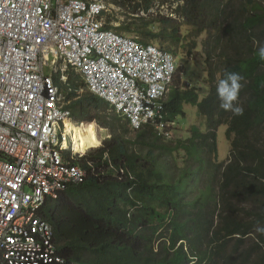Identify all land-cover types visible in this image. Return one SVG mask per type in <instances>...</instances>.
<instances>
[{
  "label": "trees",
  "instance_id": "trees-1",
  "mask_svg": "<svg viewBox=\"0 0 264 264\" xmlns=\"http://www.w3.org/2000/svg\"><path fill=\"white\" fill-rule=\"evenodd\" d=\"M179 1L186 23L198 32L217 34L205 52L206 94L199 99L195 87L181 83L176 68L165 100L166 118L184 115L183 104H191L205 119V131L192 125L188 136L172 143L144 125L129 137L128 122L94 94H76L74 90L83 87L76 82L68 95L71 118L87 122L80 124L85 130L95 121L110 135L87 154L90 165L84 156L71 160L86 170L85 178L70 184L45 208L53 242L67 260L264 264V234L256 231L264 227V58L259 54L264 46V6L254 0L238 9L223 6L221 0ZM110 2L126 10L125 20L112 26L107 18L106 28L134 32L143 43L160 36L136 23L137 8L146 13L153 0ZM132 3L134 9L127 7ZM209 10L210 19L205 20ZM162 26L164 37L170 28L168 39L178 40L168 17ZM159 48L171 51L169 44ZM226 72L243 77L235 102L243 115L219 107L217 84ZM222 124L229 143L225 162L217 158L215 129ZM162 159L170 163L162 164Z\"/></svg>",
  "mask_w": 264,
  "mask_h": 264
},
{
  "label": "built area",
  "instance_id": "built-area-1",
  "mask_svg": "<svg viewBox=\"0 0 264 264\" xmlns=\"http://www.w3.org/2000/svg\"><path fill=\"white\" fill-rule=\"evenodd\" d=\"M106 6L0 0V264H80L58 252L44 213L85 178L71 160L84 156L90 165V147L74 152L64 130L65 120L77 124L68 108L70 72L134 132L150 125L159 137L171 134L165 100L173 55L106 28Z\"/></svg>",
  "mask_w": 264,
  "mask_h": 264
},
{
  "label": "rangeland",
  "instance_id": "rangeland-1",
  "mask_svg": "<svg viewBox=\"0 0 264 264\" xmlns=\"http://www.w3.org/2000/svg\"><path fill=\"white\" fill-rule=\"evenodd\" d=\"M102 1L107 4L104 18L106 20L107 18H110L112 26H118L122 20H125V9H123L121 6L113 4L112 2H110V0ZM254 1L264 6V0ZM221 3L227 8L234 7L238 9L240 6H245L246 4H248V0H221ZM131 5L132 9H134V3L128 5L127 7L130 8ZM182 5L183 1L181 2L179 0H153L152 6L148 12L145 13L140 8H137L135 14L138 16V20L136 21V23L146 26V28L151 31V34H154L155 36L160 34V36L155 37V40H149V43H153L157 47L163 46L164 43L169 44L171 46L170 53L175 59L177 65V73L182 78H180L181 83H183L184 85H188V87H195L198 97L200 99L206 94L208 89V85L205 79L206 73L204 71L206 67L205 52L206 49L210 50L213 47L214 42L216 40L217 31L215 32V35L206 31L198 32V29L186 23V20L180 11V7ZM210 14V10L205 12V20L210 19ZM165 17H168L170 19V26H174L177 28V35L179 36L178 40L168 39V35L171 31L170 28L166 33V37H164V34L161 33L164 29L162 26V20ZM222 17L223 15L221 16V18ZM203 23L204 21H202V23L201 21L199 22L200 25H202ZM128 35L136 36L137 34L131 32L128 33ZM162 40H165V42L163 43ZM218 54L219 49L217 48L214 52L215 57L211 58L210 62H216ZM70 78L75 82L83 84L81 78L76 74H70L69 79ZM184 81H187L189 84L184 83ZM85 91L86 89L83 86L82 89L78 91V93L81 94ZM183 111L184 115H177L174 124L171 125V134L166 139L167 142L174 143L177 140L188 136L189 128L192 125L198 126L201 131H205V119L197 113L196 106L191 104H183ZM91 123L95 127L96 136L100 141L96 146H91L88 151L99 147L102 144V141L105 138H108L110 135L107 129L101 127L95 121H91ZM68 125L69 124H66L65 130H67ZM72 126L77 125L72 124ZM225 129L226 125L224 124L218 126L215 129L217 158L219 162H225L228 157L229 143L225 138ZM134 134L135 133L132 130V132L129 134V137H134ZM161 163L167 165L170 162L168 160L162 159ZM178 164H180L179 160Z\"/></svg>",
  "mask_w": 264,
  "mask_h": 264
},
{
  "label": "clouds",
  "instance_id": "clouds-1",
  "mask_svg": "<svg viewBox=\"0 0 264 264\" xmlns=\"http://www.w3.org/2000/svg\"><path fill=\"white\" fill-rule=\"evenodd\" d=\"M110 23L111 22H109V24ZM259 54L261 58H264V46L260 47ZM242 80L243 77L240 76L238 73L226 72L225 78L220 80L217 84V97L219 100V107L225 111H231L233 115L236 116L243 115V108L235 103L238 100L240 89L243 87V85L240 83V81ZM80 123H87V122H80ZM77 124H79V122H77ZM89 152L90 151H88L87 154ZM256 231L261 234H264V227L258 226L256 228Z\"/></svg>",
  "mask_w": 264,
  "mask_h": 264
},
{
  "label": "bare ground",
  "instance_id": "bare-ground-1",
  "mask_svg": "<svg viewBox=\"0 0 264 264\" xmlns=\"http://www.w3.org/2000/svg\"><path fill=\"white\" fill-rule=\"evenodd\" d=\"M66 124H69L67 126V130H65ZM72 124L74 123L70 122V120H65L63 123L64 130L66 131L67 134H69L70 139L72 141V148L74 152L76 153L84 152L89 147L93 145H97L99 143L100 140L96 136V130L93 125L90 126L87 131H85L82 125L76 124L77 126H72Z\"/></svg>",
  "mask_w": 264,
  "mask_h": 264
},
{
  "label": "snow or ice",
  "instance_id": "snow-or-ice-1",
  "mask_svg": "<svg viewBox=\"0 0 264 264\" xmlns=\"http://www.w3.org/2000/svg\"><path fill=\"white\" fill-rule=\"evenodd\" d=\"M33 135H35V133H33ZM13 187H14V185H13Z\"/></svg>",
  "mask_w": 264,
  "mask_h": 264
},
{
  "label": "crops",
  "instance_id": "crops-1",
  "mask_svg": "<svg viewBox=\"0 0 264 264\" xmlns=\"http://www.w3.org/2000/svg\"><path fill=\"white\" fill-rule=\"evenodd\" d=\"M93 146H96V145H93Z\"/></svg>",
  "mask_w": 264,
  "mask_h": 264
}]
</instances>
